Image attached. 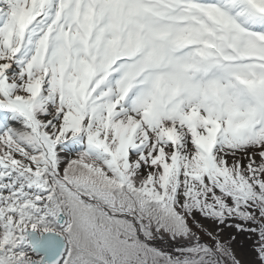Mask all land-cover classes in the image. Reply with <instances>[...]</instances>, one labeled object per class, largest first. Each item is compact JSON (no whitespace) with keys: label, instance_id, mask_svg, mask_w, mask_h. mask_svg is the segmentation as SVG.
Masks as SVG:
<instances>
[{"label":"snow or ice","instance_id":"1","mask_svg":"<svg viewBox=\"0 0 264 264\" xmlns=\"http://www.w3.org/2000/svg\"><path fill=\"white\" fill-rule=\"evenodd\" d=\"M0 264H264V0H0Z\"/></svg>","mask_w":264,"mask_h":264}]
</instances>
